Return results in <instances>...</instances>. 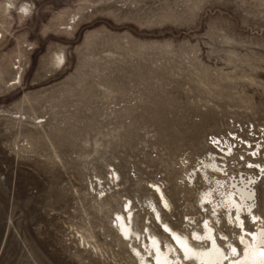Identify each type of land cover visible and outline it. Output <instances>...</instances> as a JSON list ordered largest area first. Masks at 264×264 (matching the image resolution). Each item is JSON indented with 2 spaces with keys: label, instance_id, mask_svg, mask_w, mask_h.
Returning a JSON list of instances; mask_svg holds the SVG:
<instances>
[{
  "label": "rangeland",
  "instance_id": "1",
  "mask_svg": "<svg viewBox=\"0 0 264 264\" xmlns=\"http://www.w3.org/2000/svg\"><path fill=\"white\" fill-rule=\"evenodd\" d=\"M227 132L264 146V0H0V264H139L116 213L165 244L155 182L191 230ZM248 146L226 159L264 220Z\"/></svg>",
  "mask_w": 264,
  "mask_h": 264
},
{
  "label": "bare ground",
  "instance_id": "2",
  "mask_svg": "<svg viewBox=\"0 0 264 264\" xmlns=\"http://www.w3.org/2000/svg\"><path fill=\"white\" fill-rule=\"evenodd\" d=\"M227 144L229 153L232 150L231 142ZM247 162L248 168L257 169L261 171V176L264 175V165L252 160ZM207 169L214 172L209 174ZM218 170H222L218 158L210 153L209 158L202 159L198 168L187 175V183L193 184L198 172L209 181L199 196V205L206 214L198 220L186 219L184 227H189V224L196 226L189 231L185 228L175 229L162 219V205L170 209L171 204L162 187L158 183H151V191L158 201V205L150 201L151 217L158 223L165 244L151 231L148 221L143 223L140 232L132 228L131 207L126 214L116 213L115 226L121 231L122 239L142 240L141 247H132L139 264H264V220L255 210L256 178L254 174L248 177L243 173L232 175L230 171L220 175ZM221 225L227 226L229 232ZM216 234L221 241H218ZM233 248L235 251H232Z\"/></svg>",
  "mask_w": 264,
  "mask_h": 264
},
{
  "label": "built area",
  "instance_id": "3",
  "mask_svg": "<svg viewBox=\"0 0 264 264\" xmlns=\"http://www.w3.org/2000/svg\"><path fill=\"white\" fill-rule=\"evenodd\" d=\"M228 142H231V148H232V150L229 153L227 152V148H228L227 143ZM206 143L208 144L209 147H211L212 150H210L207 154H205L204 157L199 159L198 164H197L198 166L200 165L202 159L209 158L210 153H211V154H214V156H216V158H218V165L222 169L220 171L218 170V173L220 175H226L227 172H229V171L232 175L244 173L243 172V171H245L244 169H242L243 171L241 170V172H240V170H234L233 166L231 165V162L227 161L226 157H229V155L232 154V152H234V149L237 146H239V147H241L243 145L248 146L249 145L248 140H246V141L242 140L240 137H238L237 133L227 132L225 136L215 135V134L208 135ZM258 145L259 144L256 142L255 144H253V146H251L252 147L251 150L253 153H251L250 155L252 158H255V155L256 154L258 155L260 150H262V148L264 147V146H261V145L258 146ZM248 148H250V146H248ZM254 152L256 154H254ZM198 166H197V168H198ZM233 171H235V172H233ZM256 172L258 173L257 178H259L260 171L256 170Z\"/></svg>",
  "mask_w": 264,
  "mask_h": 264
},
{
  "label": "snow or ice",
  "instance_id": "4",
  "mask_svg": "<svg viewBox=\"0 0 264 264\" xmlns=\"http://www.w3.org/2000/svg\"><path fill=\"white\" fill-rule=\"evenodd\" d=\"M232 251H235V249L233 248Z\"/></svg>",
  "mask_w": 264,
  "mask_h": 264
}]
</instances>
